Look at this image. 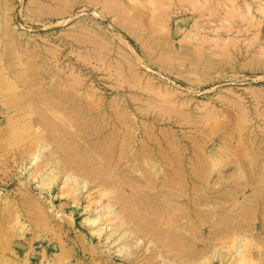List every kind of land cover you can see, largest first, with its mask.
Wrapping results in <instances>:
<instances>
[{
	"label": "rangeland",
	"instance_id": "rangeland-1",
	"mask_svg": "<svg viewBox=\"0 0 264 264\" xmlns=\"http://www.w3.org/2000/svg\"><path fill=\"white\" fill-rule=\"evenodd\" d=\"M54 88L93 109L58 112L37 93ZM49 156L84 190L49 189ZM100 208L111 241L85 222ZM123 217L153 245L126 244ZM157 250L264 264V0H0V264Z\"/></svg>",
	"mask_w": 264,
	"mask_h": 264
},
{
	"label": "bare ground",
	"instance_id": "bare-ground-1",
	"mask_svg": "<svg viewBox=\"0 0 264 264\" xmlns=\"http://www.w3.org/2000/svg\"><path fill=\"white\" fill-rule=\"evenodd\" d=\"M7 29L8 28H5L6 31H7ZM56 89L57 88H54L52 90H49V95H47V93H45L44 91H41V90L37 91V93H38V96L40 97V99H41V97L44 98V99H46L53 106V109L58 110V112H61L63 114H70V113H73V112L74 113H78L80 111V114H78V115L85 116V112H88V110L93 109L91 107L92 105L90 106L89 104H86L85 105V104L80 103L79 100H77V97L75 96L74 93H70L68 91H58ZM73 116H77V115H73ZM94 116H96V115H94ZM95 119H97V116L95 117ZM43 121H45V120H43ZM55 132L56 131H53L52 134H55ZM56 135H58L57 132H56ZM142 154L143 155L146 154L149 157V160L150 161L152 160L151 155H150V151L148 150L147 147L142 146ZM49 157H48V160H45V163H44V165H48L49 166L48 168L45 169V181H46L45 183L47 184V186H48L49 189H50L51 184L56 183V186L58 187L57 189L60 188L59 189V191H60L66 185V183H67L68 180H72L74 182L75 186H76V187H74V189H72L73 191L75 190L76 192H78L79 190L80 191L84 190L83 187L88 183V180L86 179V177L81 176L75 170H72V169H69L68 171H66L64 173V176H61L60 177V175L57 174L58 171H54L53 170L54 167H52V165L50 164L53 161V159L51 157L49 159ZM151 165H152L151 167L153 168L152 170H153V173H154V174L153 173L152 174L154 175V177L158 176V174L160 172V169L162 171V167H160V165H158L156 163V161H151ZM50 167H52V168H50ZM178 167H179V165H178ZM96 169H97L98 175L100 174V176H102V177H105V176H108V175L110 176V174L108 173L107 168H101V167L97 168L96 167L94 169V171ZM86 170H87L88 173H93L94 172L93 169H92V166H87V169ZM178 170H179V168H178ZM175 173H176V171L174 172V175L176 177H178L177 174H175ZM197 173L200 174V172H197ZM163 174H164V172H163ZM178 174H180V173H178ZM159 176L161 177L162 176V173H160ZM59 177H60V179H59ZM164 178H166V176ZM164 178H162V179L164 180ZM154 180H156V178H154ZM166 181H168V179H166ZM80 187H82L81 188L82 190L80 189ZM68 194H70V191H69ZM73 201L77 205H79V193H75V195L73 194ZM156 209H157V207H156ZM103 215H104V212H101V208H100L97 211L95 210V213L94 214L88 215L87 217H85V222L86 223H89L90 226H96L97 227V230L95 228V230H93V232L94 231H96V232L98 231L99 232L98 233L99 235H100V232H101L103 234V236H104V240L106 238V240L109 239L111 241V234H110V232L107 231V229H106L105 226H102V225L99 226L100 223L98 221L100 220V218ZM123 218H124V222L126 224V228H125V231H124L126 233V236H125V242H126V244L131 245V246L135 245L138 248L139 241L144 240L146 242V244H144V245H149L150 246V244L152 243V241L149 240V239L144 238V236H143L144 235L143 234L144 232H149V230H151V228H150V222H149L150 220L148 219L147 220L148 222H144V223H141V222H138L137 223V222H135V223H132L130 225V223L127 222V219L125 217H123ZM99 235H97V236H99ZM144 241H142V242H144ZM151 245H153V244H151ZM145 248L148 249V247H145ZM158 251L159 250H157V252H156V257H159V258L164 259V261L166 262V264H177L176 261L170 260V258H167L164 255H162L161 253H158ZM238 251L240 252V250H238ZM160 261H162V260H160ZM165 262H163V263H165Z\"/></svg>",
	"mask_w": 264,
	"mask_h": 264
}]
</instances>
